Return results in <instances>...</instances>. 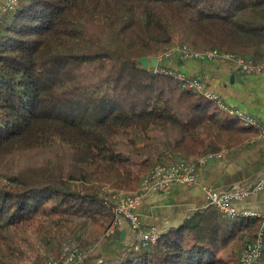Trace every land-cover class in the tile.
<instances>
[{
	"label": "trees",
	"instance_id": "16d2710c",
	"mask_svg": "<svg viewBox=\"0 0 264 264\" xmlns=\"http://www.w3.org/2000/svg\"><path fill=\"white\" fill-rule=\"evenodd\" d=\"M185 44L260 59L264 0H20L3 17L0 264H43L64 241L108 238L113 197L137 192L154 167L256 136L139 62ZM259 226L208 206L102 264H239Z\"/></svg>",
	"mask_w": 264,
	"mask_h": 264
},
{
	"label": "crops",
	"instance_id": "0c3cea01",
	"mask_svg": "<svg viewBox=\"0 0 264 264\" xmlns=\"http://www.w3.org/2000/svg\"><path fill=\"white\" fill-rule=\"evenodd\" d=\"M5 3L6 0H0V14ZM159 65L199 79L208 91L219 95L227 107L253 116L261 127L255 128V137L229 149L230 153L224 159L202 166L193 186L173 185L165 191L144 195L137 208L139 219L145 227H157L163 233L181 225L194 212L208 207L206 189L224 191L264 176V73L243 74L232 62L222 59L181 61L173 57ZM236 206L239 212L258 213L263 219L264 191L238 202ZM116 239L112 245L115 248L117 244L122 249L134 243L135 233L129 222L123 223ZM258 264H264V251Z\"/></svg>",
	"mask_w": 264,
	"mask_h": 264
},
{
	"label": "built area",
	"instance_id": "2783aa9c",
	"mask_svg": "<svg viewBox=\"0 0 264 264\" xmlns=\"http://www.w3.org/2000/svg\"><path fill=\"white\" fill-rule=\"evenodd\" d=\"M20 0H6L4 9L0 14V23L4 16L11 14L19 5ZM178 58L181 61L197 60L212 61L217 59L232 62L236 69L243 74L253 75L264 73V55L258 59H246L235 57L231 54H222L217 50H194L188 45H177L158 57L159 62L166 59ZM155 72L166 73L175 76L183 86L203 95L206 99L214 102L220 109V112L237 117L243 126L261 129L259 122L253 116L239 110H233L227 107L222 99L216 93L210 92L205 85L196 78H191L183 73L175 74L172 70L154 69ZM264 134V130H262ZM230 153L229 149H221L220 151L210 152L199 158L197 163H190L182 160L178 163L169 165H157L142 180L140 188L132 194L121 192L113 197L114 206L112 213L114 221L107 230V236H111L120 230L123 223L129 222L135 233V242L142 246L149 244L155 245L162 234L157 227H145L137 213V208L144 195L154 192H162L169 189L173 185L193 186L198 177L199 169L208 162L224 159ZM264 191V176L256 181L243 185H236L224 191L214 189H206L205 197L208 206L216 207L226 219L236 217L259 219L260 226L256 237L246 244L241 253L239 264H258L263 256L264 251V218L260 219V215L254 212H239L237 203L241 202L252 195ZM89 252L73 247L71 244H64L63 249L57 259L48 260L44 264H84L88 260ZM99 261L97 264H102Z\"/></svg>",
	"mask_w": 264,
	"mask_h": 264
},
{
	"label": "rangeland",
	"instance_id": "374dc122",
	"mask_svg": "<svg viewBox=\"0 0 264 264\" xmlns=\"http://www.w3.org/2000/svg\"><path fill=\"white\" fill-rule=\"evenodd\" d=\"M125 194H132V193L125 192ZM118 235L119 234H116L115 237L109 236L108 238L107 237L105 239L103 238V240L98 241L97 243L87 244L85 246L80 245L81 247L78 246V244H76L75 241H72V240L64 241L62 245L59 246L55 256H51L50 259L54 260L59 257L64 244H71L73 247L89 252L90 254H89L88 260L85 261L84 264H97L99 261L105 260V258H108V259L116 258L118 254L120 253L119 251L121 250V247L118 244H117V248L113 247L112 245L114 244L115 240H117L116 238L118 237Z\"/></svg>",
	"mask_w": 264,
	"mask_h": 264
},
{
	"label": "water",
	"instance_id": "95a60500",
	"mask_svg": "<svg viewBox=\"0 0 264 264\" xmlns=\"http://www.w3.org/2000/svg\"><path fill=\"white\" fill-rule=\"evenodd\" d=\"M139 62L145 69H149V68L156 69L158 67V65H159V60H158L157 57L142 58ZM123 234L124 233H122V235Z\"/></svg>",
	"mask_w": 264,
	"mask_h": 264
}]
</instances>
